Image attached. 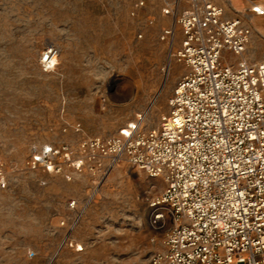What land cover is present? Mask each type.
<instances>
[{"label": "rangeland", "instance_id": "rangeland-1", "mask_svg": "<svg viewBox=\"0 0 264 264\" xmlns=\"http://www.w3.org/2000/svg\"><path fill=\"white\" fill-rule=\"evenodd\" d=\"M171 2L147 0L133 16L135 0H0V264H143L164 250L149 223L163 179L123 161L97 189L88 171L67 181L27 162L35 145L112 137L141 113L144 130L161 125L189 73L177 61L164 71L183 39L181 27L173 47L160 38L174 25L163 14ZM50 47L60 56L46 72L40 59ZM228 59L264 60V17L245 57Z\"/></svg>", "mask_w": 264, "mask_h": 264}, {"label": "built area", "instance_id": "built-area-1", "mask_svg": "<svg viewBox=\"0 0 264 264\" xmlns=\"http://www.w3.org/2000/svg\"><path fill=\"white\" fill-rule=\"evenodd\" d=\"M146 4L135 0L132 15ZM163 14L174 25L162 41L173 47L177 27L183 32L164 71L169 76L177 61L189 73L175 87L161 125L144 130L147 115L141 113L112 137L35 145L28 169L67 181L88 171L99 189L126 161L163 179L149 204V223L163 235L164 250L143 264H264V60L237 66L228 59L245 57L264 6L258 0H172ZM59 56L58 48L46 49L43 70L54 71ZM6 187L0 162V188Z\"/></svg>", "mask_w": 264, "mask_h": 264}, {"label": "bare ground", "instance_id": "bare-ground-1", "mask_svg": "<svg viewBox=\"0 0 264 264\" xmlns=\"http://www.w3.org/2000/svg\"><path fill=\"white\" fill-rule=\"evenodd\" d=\"M165 89H166V86L163 88V90H162V92H161V94H163L164 93V91H165ZM153 107V106H152ZM153 111V110H152ZM149 113V112H148ZM149 115V114H148ZM144 218H145V221H146V214H145V216H144ZM147 222V221H146ZM79 250H83V248L80 246V249Z\"/></svg>", "mask_w": 264, "mask_h": 264}]
</instances>
